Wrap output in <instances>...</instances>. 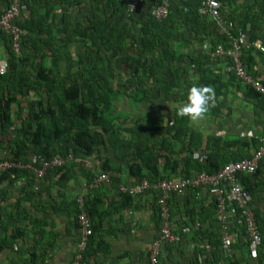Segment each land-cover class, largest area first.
<instances>
[{"label": "trees", "instance_id": "1", "mask_svg": "<svg viewBox=\"0 0 264 264\" xmlns=\"http://www.w3.org/2000/svg\"><path fill=\"white\" fill-rule=\"evenodd\" d=\"M202 1L168 0V13L164 18L156 19L150 11L152 7L161 4V0H142L131 12L128 11L127 0H72L71 2L47 0L45 10L35 24L14 21L26 31L21 37L20 50L17 53L13 52L8 36L0 31V40L4 41L7 51L4 58L7 62V71L0 74V80L7 82L8 89L15 88L22 95H27L26 92L32 90L40 96L28 102V115L19 128L21 134L9 146L10 157L4 159L25 163L29 161L31 154L50 159L55 155L64 156L68 153L74 156L81 150L87 155L92 153L98 145L117 141L121 145V156L114 152V148L111 152H114L119 161L128 164L129 172L137 182L143 178L153 182L172 178L171 173L177 166L179 156L173 155L170 149L173 140L181 139L185 135L190 137L194 135L189 127V120L177 116L175 109V114L165 125L144 126L137 123V118H133L131 126L122 128L116 122L123 115L117 113L115 100L126 99L131 105L136 106L139 103L159 106L180 97L183 101L186 100L187 90L191 87V84L182 83L189 76L188 71L198 73L196 86H208L214 82L211 77L212 63L220 57L223 69L231 66L233 61L231 56L210 55L218 45H222L224 49L230 46V40L217 33L216 24L210 16L198 11ZM218 1L221 14L234 20L242 30H245L248 41L259 38L264 45V0H244L248 3H246L248 10L240 20L236 19L230 10L229 12L223 10V8L229 9L235 0ZM26 4L29 8L27 2ZM81 4L83 7H79ZM70 5L78 6L72 16L66 13ZM58 6L61 13L55 14V8ZM252 6L256 7L255 12H250ZM56 15H59L61 19L63 36L60 37L53 36L51 32ZM50 16H52V22L48 23ZM41 31H46V37L36 41L33 34ZM204 42H208V47L207 50L204 48L203 52L199 49L191 52L183 50L195 44L199 47L203 46ZM26 43L29 44L26 45ZM69 46H74L76 57L61 55V49L67 51ZM131 47L136 51L135 55L130 52ZM43 48L49 49L50 54L41 53L38 56L39 60L32 62V57ZM252 49L259 53L264 52L254 47L242 48L239 58L244 67L250 61ZM46 56L50 57L49 64H45L43 60ZM60 62L63 67L62 75L55 67ZM27 64L35 70L34 78H31L27 71L17 69L19 65ZM122 69L127 70L130 82L118 88L117 75ZM224 72L240 82L233 70ZM113 80L117 82L116 87L110 85ZM183 87H185L183 94L178 95L174 92L175 88L183 89ZM247 92L246 95L249 94L254 98L264 97L248 86ZM42 97H45V101ZM12 102H16V98L10 91L8 100L3 101L0 98L1 130L13 123L9 115ZM16 105L19 106V102ZM121 123V126H125L126 121L122 119ZM121 131L128 133L127 138L121 136ZM155 135L159 136V141L154 138ZM161 151L168 152L169 156ZM188 156L189 158L186 156L179 170L178 177L191 178L202 172L214 174L226 162L241 159L237 156H233L232 160L223 159L222 156H218V153H209L205 159H202L201 155L193 156L192 152ZM169 157L172 162L170 164ZM160 159L164 160L165 168L171 169L164 175H161L159 171ZM106 162L102 163V169H109ZM68 164L47 171L58 173L62 169H67ZM35 165L39 166V161H36ZM18 176L26 177L29 187L38 190V187H35L31 169L10 167L0 170V182L6 178L14 179ZM244 176L246 175L241 174L239 181L245 189H248L243 181ZM111 178L117 185L118 179ZM188 189H194V193H197L201 188L188 186L185 191ZM185 191L181 194L174 192L170 200L175 196H183ZM118 193L122 202L121 206L131 202L132 195L122 192L119 188ZM83 202L91 219L93 211L90 210V205L85 199ZM73 208L77 223L76 217L80 209L75 200ZM156 208L155 212L159 220L157 204ZM216 212V201L212 197L209 205L201 207V210L197 212V229L199 232L205 229L211 233L213 240L209 236L211 238L209 243L216 246L222 255ZM230 214L228 217L230 229L238 233L237 238L242 233L245 234L247 240L244 245L247 249L248 234L244 225H238L235 219L238 211L234 209V212L231 211ZM254 216L256 220L257 214L254 213ZM91 236L88 238L87 246ZM238 247L240 245L236 241L231 242V248ZM220 254L219 259L224 257L230 260V264H239L241 261L245 264H250V261L256 264L261 263L260 254L257 253V256L252 258L248 250L239 256L232 253L229 256ZM209 262L220 264L210 259Z\"/></svg>", "mask_w": 264, "mask_h": 264}, {"label": "crops", "instance_id": "2", "mask_svg": "<svg viewBox=\"0 0 264 264\" xmlns=\"http://www.w3.org/2000/svg\"><path fill=\"white\" fill-rule=\"evenodd\" d=\"M7 1L0 0V10ZM25 1L30 7L28 8L25 2L26 8L17 20L25 24H35L44 12L47 0ZM246 3L244 0H235L229 9L223 8V10L226 12L230 10L234 13V17L240 20L248 10L246 8L248 3ZM80 6L83 7V4ZM77 7L70 5L66 13L72 16ZM255 9L256 7L252 6L250 12H255ZM60 13L61 9L58 6L55 8V14ZM47 22H52V16ZM51 32L53 36H63L59 15L55 16ZM33 37L36 41H41L45 39L46 31L36 32ZM204 43L203 46L199 47L195 44L183 50L191 52L199 49L203 52L204 48L207 50L208 47V42ZM72 47L74 46H69V48ZM41 53L50 54L49 49H40L31 61H38ZM6 54L5 43L0 40V58H5ZM250 55V61L245 68L253 78L264 84V52L259 53L252 49ZM49 63L50 59L47 64ZM222 67V63L214 62L211 65V77L214 82L208 87L214 90V103L209 105L202 119L196 122L189 120L188 124L194 135L191 137L185 135L181 139L173 140L170 150L173 155L178 154L179 160L171 173L172 177L180 176L179 170L186 156L189 158L190 152L195 157L201 155L202 159H205L209 153H218V156L227 160H232L233 156L248 158L258 146L260 138L264 136V97L258 99L249 94L246 95L247 86L233 76H229ZM31 68L29 64L17 67L18 70L27 71L28 75L32 71ZM57 68L59 69V66ZM198 76V73L191 72L187 78H193L196 84ZM120 82L122 85H127L130 81L120 80ZM124 82L126 84H123ZM8 88L7 82L0 80V98L3 101L8 100L9 91L16 98V102H12L9 107V115L13 123L3 130L0 129V158L2 159L10 157L9 146L21 134L19 128L28 115V102L38 99L37 93L32 90L26 92L25 89L27 95H22L15 88L12 90ZM184 89L185 87L180 95L185 92ZM42 98L45 101V97ZM119 100H115L116 110H118ZM184 101L181 97L167 101L172 104V109L165 106L166 113L158 114L161 115L160 117L151 113L148 118L142 114L134 119L137 118V123L144 126L165 125L175 114L177 106ZM17 102L19 106L16 105ZM117 113L123 115L116 121L117 125L123 128L133 124L130 113L118 111ZM122 119L126 121L125 124L131 122L130 125L121 126ZM121 136L127 138L128 133L121 131ZM154 138L158 141L160 139L156 135ZM113 148L114 152L121 156V145L117 141L98 145L92 153L87 155L82 150L74 156L70 153L72 159L67 169H62L58 173L47 171L38 181V190L29 187L28 179L24 176L14 179L9 177L0 182V264H69L78 237L73 207L74 200L79 195L84 197L90 205V210L93 211L91 218L93 234L87 246V263L148 264L149 248L158 234L160 225V218L157 219L155 212L156 194L146 190L139 195H133L129 204L121 206L117 185L132 186L137 181L129 172L128 164L119 161L114 152H111ZM163 152L169 156L168 152L161 151ZM169 158L170 164L172 162L171 157ZM103 162L108 164L109 169H102ZM158 167L161 175L171 170L168 167L165 168L162 159L159 160ZM101 173L107 175V180L99 178ZM244 175L246 176L243 177V181L248 186L247 190L251 196L249 207L253 213L257 214L256 223L260 232L258 255L261 256V263L257 264H264V157L258 160L254 173ZM111 177L118 179L117 185L112 182ZM211 199L212 196L208 191L201 188L197 193H194V189H188L183 196H175L170 200L169 220L172 231L178 234L179 240L162 244L157 264H211L209 259L220 264H230V260L224 257L219 259L220 252L216 246L209 243L211 233L202 229L204 233L202 234L197 229V212L201 210V207L208 206ZM231 231L233 232L231 233L232 243L236 241L240 245L238 248H232V255L239 256L247 251L244 245L247 238L243 233L237 238L238 233ZM207 233L209 234L206 235ZM239 264L245 263L241 261ZM250 264L256 263L250 261Z\"/></svg>", "mask_w": 264, "mask_h": 264}, {"label": "built area", "instance_id": "3", "mask_svg": "<svg viewBox=\"0 0 264 264\" xmlns=\"http://www.w3.org/2000/svg\"><path fill=\"white\" fill-rule=\"evenodd\" d=\"M142 0H127L128 11L131 12ZM162 3L152 7L150 13L156 19H162L168 13V0H161ZM26 6L22 0H8L0 10V31L8 36L10 46L13 52L20 50L21 37L26 33L20 25L14 21L25 10ZM201 14L210 16L216 24L217 33L225 36L230 40V46L223 48L218 45L211 56L229 55L233 61L231 66L225 71L233 70L235 76L242 84L264 95V84L258 79L253 78L242 65L240 61L241 49H250L252 47L259 51H264V45L259 38L247 40V33L242 30L234 20H230L220 11V2L218 0H203L198 9ZM7 71V62L0 58V74ZM264 157V137L261 138L258 147L253 150L250 157L228 161L223 164L214 174L198 173L194 177H177L161 179L158 181H149L146 178L141 179L132 186L118 185L122 192L130 195H139L142 192L151 189L155 192V202L158 207L160 225L157 236L152 241L148 252V264H157V255L161 245L164 242H174L179 240L178 234L172 231L169 220V203L171 195L176 192L181 194L189 187L206 188L209 195L216 201V220L220 229L221 250L224 256L232 253L231 233L228 217L234 209L238 211L236 223L244 225L248 234V254L254 258L258 253L260 244V232L254 218V213L249 207L251 201L250 193L239 181L241 174H252L257 169V162ZM72 159L71 154L64 156L55 155L50 159L32 155L28 162L12 161L10 159L0 160V170L6 168H29L33 173L35 187H38V181L45 175L46 171L51 168H57L69 163ZM39 161V166L35 162ZM100 179L107 180V175L101 173ZM84 197L79 195L75 198L78 208L80 209L77 220L78 238L73 257L69 264H88L86 259V246L90 235L93 233L92 221L84 208ZM228 204V205H227ZM230 204V205H229Z\"/></svg>", "mask_w": 264, "mask_h": 264}, {"label": "rangeland", "instance_id": "4", "mask_svg": "<svg viewBox=\"0 0 264 264\" xmlns=\"http://www.w3.org/2000/svg\"><path fill=\"white\" fill-rule=\"evenodd\" d=\"M129 46H131V45H129ZM60 52H61V55L63 57H66V56L67 57L68 56L69 57L72 56V58L76 57V53H75V48L74 47L69 48L67 51L61 49ZM130 52L135 55L136 51L134 50L133 47H131ZM48 59H50V57H48V56L44 57L43 60H44L45 64H47ZM221 61H222V59H220V57H219L218 60L215 62V64L216 63L218 64L219 62L222 63ZM51 62H52V60H51ZM57 66H59V69L57 68ZM57 66L55 65L56 70L59 72V74L62 75L63 74V72H62L63 67L61 66V62L59 64H57ZM226 68L227 67H224V69H226ZM33 71H34V69H32V71L29 72L31 77H33L34 74H35V72H33ZM129 78H130V76H129V74H128L126 69L120 70V72L117 75L118 84H119L118 88H122V83L120 82V80H128ZM182 83L185 84V85L191 84V86L195 85L194 84V79L193 78L191 79L190 77L186 78V80L184 79L182 81ZM116 84H117V82H114V80L110 82V85H112L113 87H116L117 86ZM123 84H126V83L124 82ZM174 92L177 93V94H180V93H182V88H179V89L175 88ZM36 95H37L38 98L40 97L39 94H36ZM119 99H120L119 100L120 102L118 104L116 103L118 105V110L117 111L118 112H122V113L123 112L130 113L132 115V119L134 117H136L137 115L141 116L142 114H145V116L148 118L151 113L152 114H156L157 117H160L161 115H158V114H165L166 113V109L168 107L170 109H172V104L169 103V102L168 103L166 102V103L161 104L159 106H154V105L149 104V103L145 104V105L139 103V106L138 105L136 106V105H131L126 99H123V100L121 98H119ZM165 106H167V108ZM130 123L131 122H127V124H125V125H130ZM172 178H177V177H172Z\"/></svg>", "mask_w": 264, "mask_h": 264}, {"label": "clouds", "instance_id": "5", "mask_svg": "<svg viewBox=\"0 0 264 264\" xmlns=\"http://www.w3.org/2000/svg\"><path fill=\"white\" fill-rule=\"evenodd\" d=\"M214 96L211 87L193 85L187 90L186 100L177 106L176 115L196 122L202 119L209 105L214 103Z\"/></svg>", "mask_w": 264, "mask_h": 264}]
</instances>
